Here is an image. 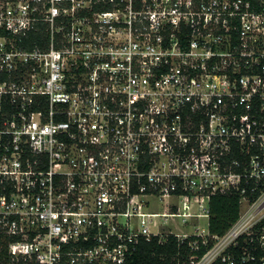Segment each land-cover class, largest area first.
<instances>
[{
    "label": "built area",
    "instance_id": "2783aa9c",
    "mask_svg": "<svg viewBox=\"0 0 264 264\" xmlns=\"http://www.w3.org/2000/svg\"><path fill=\"white\" fill-rule=\"evenodd\" d=\"M172 235L264 264V0H0V250L130 264Z\"/></svg>",
    "mask_w": 264,
    "mask_h": 264
},
{
    "label": "trees",
    "instance_id": "16d2710c",
    "mask_svg": "<svg viewBox=\"0 0 264 264\" xmlns=\"http://www.w3.org/2000/svg\"><path fill=\"white\" fill-rule=\"evenodd\" d=\"M241 209L240 194L229 192L212 197L211 217L209 228L213 234L221 235L239 217ZM190 239L184 243L176 236H169L167 241L160 242L158 237L152 240H143L139 244L138 252L131 258L130 264H189L190 257H201L207 250V246L201 245L199 250H192L188 246ZM0 264H39L34 261H11L9 253L0 250Z\"/></svg>",
    "mask_w": 264,
    "mask_h": 264
},
{
    "label": "rangeland",
    "instance_id": "374dc122",
    "mask_svg": "<svg viewBox=\"0 0 264 264\" xmlns=\"http://www.w3.org/2000/svg\"><path fill=\"white\" fill-rule=\"evenodd\" d=\"M163 200V202H165L166 200L165 199H162ZM163 202H162V204H163ZM156 210L157 211H159V212H161V213H163V212H167L168 211V209L166 208V206L165 205H159V206H157V208H156ZM172 221H170L169 223H168V225H167V229H172V230H178V231H181V230H186V229H189L190 228V226L188 225H186V226H184L183 225V223L181 222V221H178V220H174L173 221V219H171ZM207 219L206 218H203L201 221H200V225H201V227L202 228H206L207 227Z\"/></svg>",
    "mask_w": 264,
    "mask_h": 264
}]
</instances>
